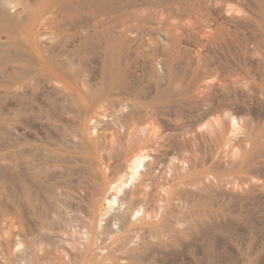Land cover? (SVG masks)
Instances as JSON below:
<instances>
[{
  "label": "rangeland",
  "instance_id": "obj_1",
  "mask_svg": "<svg viewBox=\"0 0 264 264\" xmlns=\"http://www.w3.org/2000/svg\"><path fill=\"white\" fill-rule=\"evenodd\" d=\"M85 2H69L70 21L62 20L56 38L47 35L53 43L60 39L54 46L75 51L71 70L78 87L63 89L58 84L50 91L30 87L19 99L0 88V117L18 119L15 130L0 127V264H128L120 254H128L129 249L142 250L144 264H211V254L216 264H241V260L246 264L248 259L264 264V23L256 0ZM18 107L23 113L11 116ZM85 133L96 143L98 154L81 142ZM12 143H20L21 155L34 154L30 168L34 172H30L35 180L28 179L30 206L19 190L15 196L13 178L21 177L24 167L20 162L14 167ZM49 143L57 144L60 165L46 162L41 150L38 154L34 146L28 147H49ZM245 154L249 159L243 162ZM93 158L105 183L115 188L108 192L110 197L103 194L100 199L108 200L111 213L125 210L124 195L147 164L154 166L158 180L167 181L157 187L160 199L130 208L131 222L123 227L112 219L90 231L84 225L86 214L77 188L88 179L84 168ZM173 164L182 166L180 171ZM173 175L178 180L173 181ZM191 175L195 182L189 180ZM201 175L203 187L193 185ZM231 182L242 191L250 189L240 195L228 193ZM50 186L51 195L43 189ZM190 208L205 210L206 220L195 221Z\"/></svg>",
  "mask_w": 264,
  "mask_h": 264
},
{
  "label": "bare ground",
  "instance_id": "obj_2",
  "mask_svg": "<svg viewBox=\"0 0 264 264\" xmlns=\"http://www.w3.org/2000/svg\"><path fill=\"white\" fill-rule=\"evenodd\" d=\"M72 0H0V37L1 36H4L6 40L2 41L0 40V76L3 78V80L0 81V88L2 89H5V91H7V93H11L13 94L14 96L15 95H18V99L19 97V94H23L25 93L30 87H32L33 90L37 91L38 89L40 88H55L58 87V84H60L63 89H66L67 87L69 88H75L74 85H77L75 84L76 83V78L75 76L72 74V70H71V60H72V57L73 56H76V55H73V53H71L70 49H67V50H61L62 48L60 47L59 45V48L57 46H54V43L56 44V42L60 41V39H56L54 40V43L52 42L51 38L52 37H55V35H59L60 33V28H61V25H62V20H65V18L67 19V17L69 18L70 15L72 14H69V12L71 11V7L70 9L68 8L70 6V3ZM83 1V0H82ZM86 2L85 3H88L89 1L85 0ZM94 1V0H92ZM96 1V0H95ZM256 6L258 5V12L260 15L258 16H261L262 19V23H264V0H256ZM15 6H20L19 9H13V7ZM72 6V5H71ZM255 6V7H256ZM36 7V10H33V8ZM31 9V10H30ZM69 9V11H68ZM104 13V12H102ZM69 14V16H68ZM105 15V14H104ZM100 16V15H99ZM102 16V15H101ZM64 17V18H63ZM104 17V16H103ZM102 17V18H103ZM62 18V19H61ZM96 18V17H95ZM98 18V17H97ZM101 18V17H100ZM260 18V17H259ZM71 18H69L68 21H70ZM100 24L103 26V23L100 22ZM102 28V27H101ZM102 30L105 32L107 31V27H104L102 28ZM47 35H52V37L48 38ZM54 35V36H53ZM19 36V38L17 37ZM59 37V36H58ZM56 38V37H55ZM54 38V39H55ZM1 39V38H0ZM58 40V41H57ZM56 41V42H55ZM60 43V42H59ZM83 45V44H82ZM59 50H57V48ZM61 48V49H60ZM67 47H64L63 46V49H65ZM71 48V47H69ZM73 49V48H72ZM76 49V48H75ZM82 49V48H81ZM80 49V51H81ZM110 50V48H109ZM108 51V50H107ZM107 53V52H106ZM77 54V53H76ZM106 56V54H105ZM80 57V56H79ZM74 73V72H73ZM1 79V78H0ZM57 84V86H56ZM59 85V86H60ZM66 85V86H65ZM80 85V83H79ZM55 86V87H54ZM60 86V87H61ZM78 87V85L76 86V88ZM81 87H84L81 85ZM59 89V88H58ZM61 89V88H60ZM84 88H82L83 90ZM32 90V91H33ZM52 90V89H51ZM62 90V89H61ZM71 90V89H69ZM68 89L65 90L66 92H70ZM9 91V92H8ZM30 91V90H29ZM50 91V89L48 90ZM60 91V90H59ZM4 92V91H3ZM41 92V91H40ZM52 92V91H51ZM58 92V91H57ZM36 93V92H35ZM43 94V93H42ZM61 93L60 92V96H61ZM65 94V93H64ZM71 94V93H70ZM5 95V94H3ZM9 96V95H8ZM44 97V95H42ZM101 96V95H100ZM68 97V96H67ZM78 97V96H77ZM3 98V96H2ZM16 98V97H14ZM23 98V97H22ZM21 98V99H22ZM1 99V98H0ZM2 100V99H1ZM15 100V99H14ZM48 100V99H47ZM51 102L53 101L52 100V97H51ZM64 100V98H63ZM70 100V99H69ZM49 101V100H48ZM74 101V100H73ZM22 102V101H21ZM50 102V101H49ZM50 102V103H51ZM65 102V101H63ZM71 102V101H70ZM69 103V102H67ZM72 103V102H71ZM54 105V104H52ZM70 105V103H69ZM51 106V105H50ZM71 106V105H70ZM74 106V105H73ZM19 109L18 110H15L16 112L11 114V116L14 114L17 116H19L21 113H23V111L21 112V108L18 107ZM72 108V107H71ZM75 108V107H74ZM23 110V109H22ZM21 112V113H20ZM86 117V115H85ZM15 118V117H14ZM17 119V118H16ZM16 119H14V121H11L12 119H5L4 117H0V127L1 126H6V125H9V129L12 128V130H15L13 128L16 127ZM18 120V119H17ZM97 120L100 121L101 119L99 118V116L97 117ZM18 122V121H17ZM21 126V123L20 125ZM53 126V125H52ZM130 126H133V123L130 124ZM17 128V127H16ZM55 128V127H54ZM130 128V127H128ZM127 127H126V130L128 131L127 133H129L131 130H129ZM11 130V129H10ZM136 130V129H133V131ZM84 131H82L80 134H82ZM87 132V131H86ZM15 133V132H14ZM132 132H130L129 134H131ZM233 133V131H232ZM79 134V133H78ZM79 134V135H80ZM238 134V133H237ZM98 135V134H97ZM134 134L132 133L131 136L129 137H132ZM136 135V134H135ZM15 136V135H14ZM13 136V137H14ZM77 136V135H76ZM124 136H127L124 134ZM156 136V135H155ZM230 136V135H229ZM236 136V135H235ZM102 137V136H101ZM147 137V136H146ZM246 137V136H245ZM104 138V137H103ZM151 138H154L153 136ZM228 138V137H227ZM232 138V137H231ZM230 138V139H231ZM240 138V137H239ZM74 139V137H73ZM78 139V137H77ZM81 139V142H87L88 146L91 147V151L92 153H96V151L99 149L98 147H95L94 145H96V143H93L92 140L88 137V134L85 133L82 135V138ZM95 139V138H94ZM131 139V138H130ZM129 139V140H130ZM243 139V138H242ZM245 139V138H244ZM243 139V140H244ZM254 139V138H253ZM16 140V138H15ZM79 140V139H78ZM129 140L127 142H129ZM144 140V139H142ZM101 141V140H100ZM136 141V140H134ZM133 141V142H134ZM149 141V140H148ZM153 141V140H152ZM228 141V140H227ZM246 141V140H245ZM258 141V140H257ZM15 142V141H14ZM76 142V141H75ZM74 142V144H75ZM98 142V141H97ZM125 142V141H124ZM127 142H126V145H127ZM138 142V141H137ZM142 142V141H141ZM187 142V141H186ZM7 143V142H6ZM69 143V141L67 142ZM71 143V142H70ZM130 143V142H129ZM132 143V142H131ZM139 143V142H138ZM146 143V142H145ZM150 143V142H148ZM13 144V143H12ZM23 144V143H22ZM50 144V143H49ZM49 144H46L49 145ZM55 144V143H53ZM98 144V143H97ZM4 145V144H3ZM14 145V144H13ZM20 145V143H19ZM19 145H14L12 147V155L14 157V167H17V164L20 162L22 163L24 169L21 173V177H14L13 178V181L15 183V193L16 191L18 192V190L20 191L19 195L21 196L22 200L24 199L25 201H27L29 203V206L30 204L32 205V202H30L31 200V193L30 191L28 190V179L29 178H33L35 180V177H33L31 175V172L30 171H33L31 168L32 166V156L34 154L32 153H27L25 152L26 155H21L19 152H18V148H19ZM27 145V144H26ZM25 144L23 145V148L24 146H26ZM82 145V144H81ZM99 145V144H98ZM106 145V144H105ZM125 145V146H126ZM129 145V144H128ZM127 145V146H128ZM142 145V144H141ZM29 146H34V148H36L37 150V153H38V150H41V153H42V156H40L42 159L44 158V160L47 162V160H51L50 162H55V164L57 165V163H59L60 165V162H61V157H60V153H58L59 151H57L58 147H57V144L55 146H52L50 144L49 147H38L39 145H31V144H28V147ZM52 146V147H51ZM100 146V145H99ZM103 146V144H102ZM107 146V145H106ZM147 146V145H146ZM26 147V148H28ZM78 147V146H77ZM104 147V146H103ZM101 147V148H103ZM142 147V146H141ZM149 147V146H147ZM4 148V147H3ZM22 148V146H21ZM33 148V147H32ZM125 148V147H124ZM143 148H146L145 146ZM30 149V148H29ZM28 149V150H29ZM21 150V149H20ZM89 150V149H88ZM127 149H125L126 151ZM139 150V149H138ZM142 150V149H141ZM256 150V149H255ZM26 151V150H25ZM33 151L35 152V149H33ZM90 151V150H89ZM99 151V150H98ZM124 151V150H123ZM137 151V150H136ZM262 151V150H261ZM30 152V150H29ZM33 152V153H34ZM130 152V151H129ZM135 152V151H134ZM94 153V154H95ZM100 153V152H99ZM140 153V152H139ZM143 153V152H142ZM264 153V152H263ZM2 154V153H1ZM39 154V153H38ZM84 154V153H83ZM98 154V152L96 153ZM126 155V152L124 153ZM130 153H128L127 155H129ZM92 155V154H91ZM140 155V154H139ZM139 155H138V158H139ZM193 155H195L193 153ZM1 156L3 155H0V160L2 159ZM10 156V155H8ZM35 156L37 157V154L35 153ZM73 156V155H72ZM75 156V155H74ZM89 156V155H88ZM143 156H145L143 154ZM248 156V155H247ZM246 154L244 156V159L243 162L249 158H247ZM12 157V156H11ZM36 157H34L35 159H37ZM69 157V156H68ZM94 157V156H93ZM123 157V156H121ZM126 157V156H125ZM128 157V156H127ZM133 157V156H132ZM142 158V155L140 156ZM185 157V156H184ZM182 157V160H184ZM189 157V156H188ZM40 158V159H41ZM69 158H72L71 156ZM98 158V157H97ZM190 158V157H189ZM188 158V159H189ZM68 159V158H67ZM90 159V158H89ZM88 159V160H89ZM96 159V158H95ZM102 159V158H101ZM104 159V158H103ZM102 159V160H103ZM128 159V158H127ZM131 160V158H129ZM136 159V158H135ZM181 159V158H180ZM194 159V158H193ZM251 159V158H250ZM4 160V159H3ZM82 160V159H81ZM94 160V158H93ZM90 161V164L89 165H85V171H86V174L88 175V182L85 179H83L80 184H79V192L81 193V200L83 201V211H85V214H86V217L85 219L83 220L84 221V225L91 231L93 229V227H95V225H101L102 223L104 222H101V221H110L112 219H116V220H119V222L122 225V227L128 223L130 221L129 219V213L131 212L130 211V208H133V207H136V206H140V205H143V204H150L152 202H154L155 200H159L160 198V193H159V188L157 190V187H159L160 185H162V181H166V180H163V179H160L158 180V178L156 176H154L155 172L153 170L154 169V166H152V164L149 166V164L146 165V169H144V171L142 173H139V179H137L136 181H138L135 185V183L133 185H135L134 187H132L131 189H129L128 192L125 193L124 195V198H123V205L125 206V210L123 211V208L121 211H123L122 213H120V210L116 211V214H113L111 213V209L110 207L108 206L111 205L108 200H105V196L103 199V201L105 200V202L101 203L100 199H102V195L104 194H108V192H112L113 189L115 188H111L108 184L105 183V176H104V173L102 171V169L100 168V166L98 165V162L96 160L94 161ZM99 160V159H98ZM142 160V159H140ZM144 160V159H143ZM187 160V156L185 157V161ZM191 160V158H190ZM195 160V159H194ZM38 161L40 162V160L38 159ZM60 161V162H59ZM83 161V160H82ZM134 161V160H133ZM139 161V160H138ZM166 161V160H165ZM171 161V159L169 160ZM184 161V162H185ZM3 162V161H2ZM49 162V163H50ZM57 162V163H56ZM63 162V161H62ZM61 162V163H62ZM194 162V161H193ZM200 162V161H199ZM242 162V164H243ZM251 162V161H250ZM101 163V161H100ZM123 163H124V160H123ZM131 163V162H130ZM134 162H132L133 164ZM136 163V162H135ZM249 163V162H248ZM262 163V161H261ZM35 164H36V161H35ZM40 164V163H38ZM54 164V166H55ZM129 164V163H128ZM138 164V163H137ZM167 164V163H166ZM193 164V163H192ZM44 168L47 167L48 169V164H45L44 163ZM83 165V166H84ZM126 165V164H125ZM142 165V164H141ZM145 165V164H144ZM154 165V164H153ZM174 166V169L176 171H178L179 167H182L180 165H177V167L175 166V164H173ZM191 165V164H190ZM195 165V164H194ZM241 165V163H240ZM13 166V165H12ZM52 166V167H54ZM102 166V165H101ZM104 166V165H103ZM143 166V165H142ZM172 166V165H171ZM179 166V167H178ZM244 166V165H243ZM21 167V166H20ZM41 167L42 164H41ZM40 167V168H41ZM118 167V166H117ZM129 167H131V165H129ZM144 167V166H143ZM167 167H168V164H167ZM172 167V168H173ZM184 167V166H183ZM38 168V167H36ZM51 168V163H50V167ZM106 168V167H105ZM140 168V167H139ZM142 168V167H141ZM192 168V167H191ZM246 168V167H245ZM11 169V167H10ZM112 169V168H111ZM132 169V168H131ZM134 169V168H133ZM132 169V170H133ZM171 168H169L170 170ZM183 169V168H182ZM181 169V170H182ZM239 169V168H238ZM12 170V169H11ZM17 169L15 168V171ZM40 170V169H39ZM44 170V169H43ZM108 170V169H107ZM136 170V169H135ZM174 170V174H177L176 171ZM128 171L130 172V169L128 168ZM134 171V170H133ZM173 171V170H172ZM180 171V170H179ZM183 171V170H182ZM10 172V171H9ZM12 172V171H11ZM32 172V173H33ZM184 172V171H183ZM241 172V171H240ZM18 173V172H17ZM38 173V172H37ZM116 173V172H115ZM125 173V172H124ZM123 173V174H124ZM131 173V172H130ZM179 173V172H178ZM182 173V172H180ZM178 174L180 176H184L182 174ZM36 174V173H35ZM122 174V173H121ZM120 174V175H121ZM201 174V173H200ZM125 175V174H124ZM177 175V177H178ZM196 175L193 174V176ZM199 175V173H197V176ZM243 175V174H242ZM29 176H32V177H29ZM130 176V175H128ZM176 175H173V181H175L177 179V177L175 178ZM218 176V175H216ZM239 176V174L237 175ZM85 177V176H84ZM122 177V176H121ZM190 177L189 176V180H190ZM201 180H199V183H194L193 185H198L199 187L201 186V184L203 182H205L204 180L205 179H202L204 177H202V175L200 176ZM172 178V177H171ZM170 178V179H171ZM175 178V179H174ZM193 178V177H192ZM195 178V176H194ZM193 178V179H194ZM198 178V177H197ZM250 178V177H249ZM39 179V178H38ZM50 179V178H49ZM119 179V177H118ZM182 178L180 177L179 180H181ZM185 179V178H184ZM183 179V181H184ZM199 179V178H198ZM216 179V178H215ZM86 182H85V181ZM120 180V179H119ZM123 180V179H122ZM120 180V181H122ZM178 180V179H177ZM192 180V179H191ZM254 180V179H253ZM250 181V183L252 182L253 185H254V182ZM135 181V182H136ZM160 181V183H159ZM172 181V179H171ZM172 181V182H173ZM202 181V182H200ZM225 181V180H222V182ZM12 182V181H11ZM63 182V181H62ZM115 182V181H114ZM125 182V181H124ZM179 182V181H178ZM182 182V180L180 181ZM179 182V184H180ZM186 182V181H184ZM184 182H182L184 184ZM188 182V181H187ZM193 181H190L188 182L187 184H192ZM194 182H195V179H194ZM209 182V181H208ZM221 182V180H220ZM220 182H218L220 184ZM225 182H228L229 181H225ZM249 182V181H248ZM31 183V182H30ZM167 183V181L165 182ZM171 183V182H169ZM201 183V184H200ZM213 183V182H211ZM210 183V184H211ZM228 183H225L226 185ZM233 185H231V187L229 189H227V192L228 193H232V194H238L240 195L239 193H243V192H247V189L249 188H246V191L245 189L243 188L242 186V189H244V191H242L239 187V185L237 184H234L233 182H231ZM247 183V181H246ZM252 183L250 184L251 185V188H252ZM53 184V183H52ZM109 186L110 188L107 187L106 189V185ZM122 184V182H121ZM121 184H119L121 186ZM175 184V182H174ZM178 184V183H177ZM178 184V185H179ZM189 184V185H190ZM205 184V183H204ZM215 184H216V180H215ZM215 184L213 186H215ZM224 184V182H223ZM239 184L240 181H239ZM12 185V184H11ZM30 185V184H29ZM56 185V184H55ZM58 185V184H57ZM56 185V186H57ZM63 185V184H62ZM124 185V183H123ZM122 185V187H123ZM126 185V184H125ZM182 185V184H181ZM186 185V184H185ZM185 185H184V188H185ZM207 185V184H206ZM217 185V184H216ZM222 185V183H221ZM220 185V186H221ZM225 185V186H226ZM230 185V183H229ZM54 186V184H53ZM55 186V187H56ZM116 186V184H115ZM164 186V184H163ZM180 186V185H179ZM183 186V185H182ZM188 186V185H187ZM209 189L210 186L207 185ZM224 186V187H225ZM247 186V185H246ZM259 186V184H258ZM58 187V186H57ZM173 187V186H172ZM203 187V185L201 186ZM212 187V186H211ZM219 187V185H218ZM218 187L217 190H218ZM222 187V186H221ZM228 188V186H226ZM239 187V188H238ZM128 188V187H127ZM161 188V186H160ZM179 188V187H178ZM187 188V187H186ZM213 188V187H212ZM215 188V189H216ZM220 188V187H219ZM256 188V187H255ZM261 187H259V190H260ZM46 192H53L54 193V190L52 189V186L50 187H44L43 188ZM176 190V188H174ZM202 188H200L201 190ZM205 189V187H204ZM205 189V192H207ZM211 189V188H210ZM224 190L226 188H223ZM250 189V188H249ZM248 189V190H249ZM106 190V192L104 191ZM112 190V191H111ZM128 190V189H127ZM185 191V189H183ZM203 190V189H202ZM221 190V188H220ZM223 190V191H224ZM117 191V190H116ZM158 191V192H157ZM181 191V190H180ZM199 191V190H198ZM226 191V190H225ZM14 192V191H13ZM105 192V193H104ZM159 193V194H158ZM193 193V192H192ZM211 193V192H209ZM12 194V193H11ZM50 194V192H49ZM60 194V193H59ZM116 194V193H115ZM212 194V193H211ZM246 194V193H244ZM18 194L16 193L15 196H17ZM51 195V194H50ZM111 195L110 193L108 194V196ZM199 195V194H198ZM231 195V194H230ZM243 195V194H241ZM251 195V194H250ZM107 196V195H106ZM158 196V198H156ZM166 196V195H165ZM247 197V195H245ZM249 196V195H248ZM19 197V196H18ZM52 197V196H51ZM54 197V196H53ZM110 197V196H109ZM183 197V196H182ZM195 197V196H194ZM242 197V196H241ZM20 198V197H19ZM33 198V197H32ZM115 198V197H113ZM112 198V199H113ZM203 198V196H202ZM205 198V197H204ZM243 198V197H242ZM14 199V197H13ZM17 199V198H16ZM50 199V198H49ZM111 199V200H112ZM181 199V198H180ZM185 199V198H184ZM191 199L193 200L194 198L191 197ZM33 200V199H32ZM55 200V199H54ZM197 200V199H196ZM205 200V199H204ZM161 201V200H160ZM202 201V200H201ZM36 202V200H35ZM120 202V201H119ZM195 202V201H194ZM58 203V202H57ZM193 204V202H191ZM119 204V203H118ZM37 205V204H36ZM53 205V204H52ZM179 205V204H178ZM195 205V204H194ZM12 206V205H11ZM16 206V205H15ZM35 206V205H33ZM170 206H173V205H170ZM192 206V205H191ZM197 206V205H196ZM200 206V205H199ZM23 207V206H22ZM40 207V206H39ZM49 207V206H48ZM56 206H54L55 208ZM12 208V207H11ZM30 208V207H29ZM15 211L18 210V208H14ZM13 209V210H14ZM31 209V208H30ZM192 209L193 211L191 212V216L194 218L195 221H204L206 220L207 218V215L208 213L204 210V212L201 210L200 212L194 211L193 208H190ZM209 209V208H208ZM211 209V208H210ZM23 210V208H22ZM48 210V208H47ZM53 210V209H52ZM57 210V209H55ZM116 210V209H115ZM1 211V210H0ZM130 211V212H129ZM17 212V211H16ZM46 212V211H45ZM215 212V211H214ZM221 212V211H220ZM4 213V212H2ZM1 213V214H2ZM18 213V212H17ZM217 213V212H216ZM5 214V213H4ZM46 214V213H45ZM113 214V215H112ZM213 214V213H211ZM220 214V213H219ZM218 215V214H217ZM223 215V214H222ZM227 215V214H226ZM5 216V215H4ZM2 217H3V214H2ZM132 217V216H130ZM223 217V216H222ZM7 218V216H6ZM190 218V217H189ZM12 219V218H11ZM76 219V218H75ZM13 220V219H12ZM47 220V219H46ZM115 220V221H116ZM5 221V220H4ZM78 221V220H77ZM192 221V220H191ZM218 221V220H217ZM11 222V221H9ZM49 222V221H48ZM101 222V223H100ZM131 222V221H130ZM6 223V222H5ZM114 223V222H113ZM112 223V224H113ZM208 223L209 220H208ZM8 224V222H7ZM13 224V223H11ZM20 224V223H19ZM108 224V223H106ZM161 224V223H160ZM39 225V224H38ZM116 225V224H114ZM197 225V224H196ZM9 227V224L7 225ZM129 226V225H128ZM102 227V226H101ZM100 227V228H101ZM105 227V225H104ZM110 227V226H109ZM50 228V227H49ZM98 228V226H97ZM105 229V228H104ZM111 228H109L110 230ZM125 229V228H124ZM157 229V228H156ZM161 229V228H160ZM175 229V228H173ZM139 230V229H138ZM159 230V229H157ZM105 231V230H104ZM115 231V230H114ZM154 231V229H153ZM160 231V230H159ZM165 231V230H164ZM11 232V231H10ZM107 232V231H106ZM112 232V230H111ZM110 232V233H111ZM135 233V232H134ZM8 235V234H7ZM14 235V234H13ZM17 235V234H16ZM14 235V236H16ZM108 235V234H107ZM106 235V236H107ZM151 235V234H150ZM174 234L172 233V236ZM10 236V235H9ZM100 236V235H99ZM109 236V235H108ZM23 237V236H22ZM25 237V236H24ZM175 237V236H173ZM98 238V237H97ZM171 238V236H170ZM108 239V238H107ZM12 240V239H11ZM173 240V239H172ZM14 241H19V240H14ZM105 241V240H103ZM168 241H171V240H168ZM175 241V240H174ZM13 242V241H12ZM7 243V242H6ZM15 243V242H14ZM13 243V244H14ZM18 243H21V242H18ZM29 243V242H28ZM27 243V244H28ZM100 243V242H99ZM105 243V242H104ZM175 243V242H174ZM4 244V243H3ZM10 244H12L10 242ZM173 244V243H172ZM176 244V243H175ZM8 245V244H7ZM6 245V246H7ZM26 245V244H25ZM33 245V244H32ZM140 245V244H139ZM14 246H17L16 244H14ZM12 246V247H14ZM19 246V245H18ZM27 246V245H26ZM35 247V246H34ZM8 248H11L8 247ZM29 248V247H28ZM27 248V249H28ZM114 248V247H113ZM120 248V247H119ZM139 248V247H138ZM22 249V248H21ZM24 249V248H23ZM34 250V248H33ZM137 250V249H135ZM133 249H129L128 251V254L126 255H122L120 254V259H123L125 260L124 262H128V264H144L143 262V258L141 257V254L139 253L140 251H135ZM9 251V250H8ZM21 251V250H20ZM27 252V250H25ZM29 251V250H28ZM207 251V250H206ZM248 251V250H247ZM13 252V251H12ZM11 252V253H12ZM24 252V251H23ZM30 252H31V249H30ZM114 252V251H113ZM125 252V251H124ZM9 253V252H7ZM18 253H19V250H18ZM25 253V252H24ZM111 253H112V250H111ZM207 253V252H206ZM21 254V253H20ZM31 253L27 252V255L30 256ZM39 254V253H38ZM42 254V253H41ZM40 254V255H41ZM48 254V253H47ZM116 254V253H115ZM114 254V255H115ZM217 254V253H216ZM9 255V254H8ZM43 255V254H42ZM98 255V254H97ZM212 257H211V262L208 260V262H210L211 264H216V259L213 257V254H211ZM248 255V254H247ZM2 256V255H1ZM21 256V255H20ZM48 260L50 258V255H48ZM9 257V256H7ZM11 257V255H10ZM13 257V255H12ZM16 257V256H15ZM24 257V256H23ZM34 257V255H33ZM32 257V258H33ZM43 257H46L43 255ZM53 257V256H52ZM96 257V256H95ZM216 257V255H215ZM241 257V256H240ZM6 258V257H5ZM28 258V257H27ZM30 258V257H29ZM39 258V256H38ZM244 258V256H243ZM3 259V258H2ZM10 259V258H8ZM14 259V258H12ZM44 259V258H43ZM55 259V258H54ZM119 259V257H118ZM18 260V259H17ZM20 260V259H19ZM53 260V259H52ZM122 260V261H123ZM1 261V260H0ZM14 261V260H13ZM12 261V262H13ZM46 261V259H45ZM50 261V260H49ZM56 260H54L55 262ZM242 263L243 260H241ZM245 262L247 261V258L246 260H244ZM254 261V260H253ZM9 262V261H8ZM22 262V261H21ZM51 262V261H50ZM53 262V261H52ZM11 263V262H10ZM9 263V264H10ZM241 263V262H239ZM241 263V264H242ZM254 264V262H251L247 261L246 264ZM256 263V262H255ZM62 264V263H61ZM125 264V263H124ZM207 264V263H206ZM245 264V263H244Z\"/></svg>",
  "mask_w": 264,
  "mask_h": 264
}]
</instances>
